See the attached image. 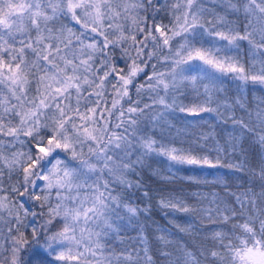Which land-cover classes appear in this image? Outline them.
<instances>
[{
  "label": "snow or ice",
  "instance_id": "6c2138e0",
  "mask_svg": "<svg viewBox=\"0 0 264 264\" xmlns=\"http://www.w3.org/2000/svg\"><path fill=\"white\" fill-rule=\"evenodd\" d=\"M0 264H264V0H0Z\"/></svg>",
  "mask_w": 264,
  "mask_h": 264
},
{
  "label": "trees",
  "instance_id": "16d2710c",
  "mask_svg": "<svg viewBox=\"0 0 264 264\" xmlns=\"http://www.w3.org/2000/svg\"><path fill=\"white\" fill-rule=\"evenodd\" d=\"M154 167L156 165H153ZM141 177L142 180L145 184L146 187L150 188L153 190V192L160 187V183L158 181V179L151 174V170H145L144 172L141 173ZM154 218L161 224H164L165 226H167V222L165 220H163L159 214V211L157 210L154 214ZM184 218L181 217V223H183Z\"/></svg>",
  "mask_w": 264,
  "mask_h": 264
}]
</instances>
